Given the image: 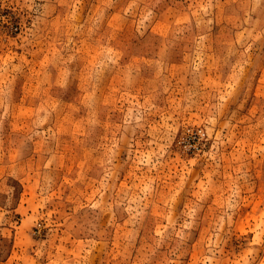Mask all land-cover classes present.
Returning <instances> with one entry per match:
<instances>
[{"label": "rangeland", "instance_id": "obj_1", "mask_svg": "<svg viewBox=\"0 0 264 264\" xmlns=\"http://www.w3.org/2000/svg\"><path fill=\"white\" fill-rule=\"evenodd\" d=\"M0 264H264V0H0Z\"/></svg>", "mask_w": 264, "mask_h": 264}]
</instances>
